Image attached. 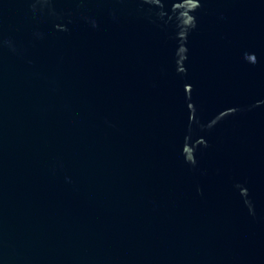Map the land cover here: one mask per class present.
<instances>
[{"label":"water","instance_id":"95a60500","mask_svg":"<svg viewBox=\"0 0 264 264\" xmlns=\"http://www.w3.org/2000/svg\"><path fill=\"white\" fill-rule=\"evenodd\" d=\"M0 264H264V0H0Z\"/></svg>","mask_w":264,"mask_h":264}]
</instances>
